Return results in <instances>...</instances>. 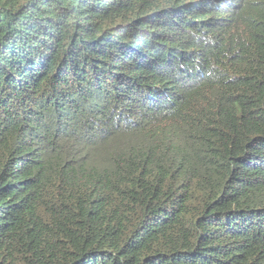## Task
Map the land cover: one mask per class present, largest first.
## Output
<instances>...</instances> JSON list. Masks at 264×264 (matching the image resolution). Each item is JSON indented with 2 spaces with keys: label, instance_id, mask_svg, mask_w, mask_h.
Listing matches in <instances>:
<instances>
[{
  "label": "trees",
  "instance_id": "16d2710c",
  "mask_svg": "<svg viewBox=\"0 0 264 264\" xmlns=\"http://www.w3.org/2000/svg\"><path fill=\"white\" fill-rule=\"evenodd\" d=\"M0 264H264V0H0Z\"/></svg>",
  "mask_w": 264,
  "mask_h": 264
}]
</instances>
